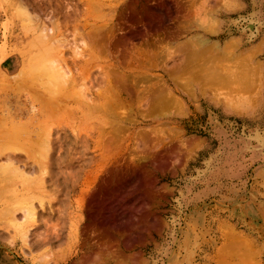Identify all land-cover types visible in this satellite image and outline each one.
I'll return each instance as SVG.
<instances>
[{
  "label": "rangeland",
  "instance_id": "rangeland-1",
  "mask_svg": "<svg viewBox=\"0 0 264 264\" xmlns=\"http://www.w3.org/2000/svg\"><path fill=\"white\" fill-rule=\"evenodd\" d=\"M24 9L34 21L40 20L43 28L47 27L48 31L51 29L50 32L55 29L56 31H53L56 32L55 39L68 43L67 46L62 45L63 48L66 47L63 52L61 50L64 58L61 55L59 58L64 60L62 64L64 70L66 67L71 73L81 74L79 76L81 87L78 88L91 87L93 91L102 88L104 76L113 77L118 73L116 66L118 58L121 61L126 59L138 63L133 68H125V72L133 71L135 75L144 72L152 78L163 75V72L159 71L161 68L165 66L172 68L173 60L179 62L185 49L193 47L191 45L194 43L197 47L200 46L197 42L200 39H207L219 47H224L228 42L229 54L232 56L228 63L229 75L233 79H236L237 75V77L242 75L241 78L239 77L241 80L244 78L242 72L249 71L244 74L249 73L252 78L251 80L249 77L252 82L246 81L245 84L236 79L239 81L237 84L243 86L248 84V87L251 84L250 93L247 86V90L244 89L247 92H240L237 89L239 85L234 84L237 85L235 87L229 83L230 90H214L218 94L199 92L194 96L183 98L181 103L186 107L187 112L185 111L180 117L178 128L185 134L186 139L199 140L200 151L195 154L194 160L186 162L188 166L184 163V168H181L183 170H180L176 177L174 175L173 178L172 176L164 178L158 171L152 173L154 177L151 172L147 173L151 176H147L146 173L135 176L137 172H130L128 176L134 174L135 179L133 180V176L128 178L129 188L120 191L118 184L117 187L114 185L113 189L119 188L120 191L114 190V193H117L115 195L119 196L120 200H124L128 195L130 206L134 205L131 207L132 219L129 223L126 221L121 223L118 220L119 227L113 232L116 238L114 242L107 239L108 235L103 230H97L98 234L95 235L98 240L92 242L95 245L94 250L87 256V262H84L133 264L135 261L130 255L137 254L134 255L137 263L142 261L145 264H209L218 256L220 248L228 243L229 250H236L238 253L244 250L253 252L254 259L253 257L247 259L249 264H264V0H0V93L4 95L0 100V107L3 110L10 106L31 107L25 98L27 90H24L23 94L16 90L17 93L14 91V94L13 90H8V87L10 85L11 89L13 86L11 81L16 80L19 75L29 78L31 74H37L35 72L37 66L32 61L43 57L46 63L48 59L44 56L46 54H43L45 50H39L46 48L45 45H41V41L43 44L46 43V39L51 38L52 45L57 40L52 39L53 32H43L46 28L42 30L35 27L33 22V24L27 23L22 15ZM166 13L169 17L163 21L164 23H159L162 18L164 20ZM155 23L159 28L154 30L152 26ZM55 24L60 25L55 28L52 26ZM98 27L101 34L95 39L91 35ZM111 28H115L118 38H121L119 35L124 36V31L119 30L120 28L136 32L141 30L143 36L127 39L128 42L124 44L116 38L111 42L106 36ZM75 29H78L76 33H74ZM44 34H47L48 38L45 36L44 38ZM93 39L98 40L97 44H94ZM59 40L57 43L60 46ZM116 41L117 47L112 44ZM232 46L233 48L236 46L235 54ZM77 48L82 52L81 54L84 52L83 59L78 56L74 60L75 54L80 53ZM88 54L97 56L94 57L102 62L91 64L84 77L83 68L75 67L74 62H79V58L83 62L87 61ZM239 57L244 61V67ZM32 65L36 67L33 68ZM47 65L44 66L48 69L50 62ZM32 70L34 73L31 72ZM5 81L8 82L7 85ZM39 82L41 83V80ZM39 82L37 80L40 85ZM167 86L172 89L170 85ZM232 88L239 92H230ZM135 106L134 109L139 110L140 106L136 104ZM139 122L142 123L141 118ZM142 124L146 128L158 125H152L151 122ZM66 134L71 136L66 144L71 143L67 146L65 144L61 150L57 149L55 155V164L58 163L57 167L55 165L54 173L58 181L55 188L53 187L56 191L52 194L56 200L47 196L53 191L49 188L50 193L45 194L46 201L51 198L53 206L51 209L47 207L45 211L39 210L37 224L31 222L28 226L30 229L28 244L24 239L22 241L24 236L17 233L15 226H10L12 223L1 215L6 206V202L1 199L0 264H60L64 257L78 251V241L76 242L78 237L72 226L74 220L79 217L76 206L79 205L80 200L77 202L76 200L80 199V192L87 185L85 182L89 180L92 164L91 155H85L82 160L80 156L83 150L80 145L74 143L71 132L66 131ZM63 135L62 141L66 138V135ZM140 141L139 138L135 140L138 145L133 142V146L137 148L140 145L142 149ZM139 157L134 155L136 160ZM0 162H5L4 158ZM151 187H154L153 190ZM36 204L39 205L38 201ZM121 207L119 209L125 208L122 205ZM21 217L19 214L16 218L17 224L22 222ZM55 234L58 235L57 239ZM43 237L51 241L42 240ZM251 259L253 263H250ZM84 262L81 264H85ZM245 262L247 263L246 259Z\"/></svg>",
  "mask_w": 264,
  "mask_h": 264
},
{
  "label": "bare ground",
  "instance_id": "bare-ground-1",
  "mask_svg": "<svg viewBox=\"0 0 264 264\" xmlns=\"http://www.w3.org/2000/svg\"><path fill=\"white\" fill-rule=\"evenodd\" d=\"M22 15L23 17H25L27 23H34L33 25H35V27H39L42 30L46 28V30H44L43 32L48 31L47 27L43 28V26L40 24V20L34 21L31 15H29V13H27L25 9L24 13L22 12ZM168 17L169 14L166 13L164 20L162 18V21H160L159 23L165 21V19ZM52 23L54 24V22ZM57 25L60 24H55L52 26L57 27ZM155 25H157V23L152 26L154 30L159 28ZM26 26L29 25L26 24ZM99 29V27L95 28V30H93L92 32L93 35L91 36L95 39L101 34ZM50 30L48 31V33L50 32ZM119 30L124 31V36L119 35V37L121 38H118V36L116 35L115 28L109 29L107 35L106 33L103 35L108 36L107 39H110L109 41L111 42H113L112 40L114 38L121 40L122 44L128 42L127 39H131L140 35L143 36V32H141V30L138 32L125 28H120ZM53 31L56 30L52 29V32ZM76 31H78V29H75L74 33H76ZM55 33L53 32L51 34L52 36H49H51L52 39L54 38V40L57 39L53 42V44L55 43L54 45L57 44L56 46H54L53 44V46L51 45L52 40L51 38H49L46 39V43L48 44H46L45 42L42 44L41 41V45H45L47 49L39 48V50H45L43 54L47 55H44L46 58H48H45L47 62L44 63L45 60L43 59V57H41L42 59H38L37 57L38 62L36 61L35 57H33V59H35L37 63L35 61L32 62H34L33 64H36L37 67L35 66V68L34 65H32V67L35 68V72H37V74H35L32 70L31 72L34 73V75L31 74V77L29 75V78L27 76H25L27 77L25 78L24 76L19 75L17 79L14 80L15 82L10 80L11 82H13L11 83V86L13 85L12 87H15L14 89L12 87L10 89L9 85L8 90H13V92L17 90L20 94L21 92L23 94V91L27 90V92L25 93V98L26 101L30 103L29 105L31 107L26 106L27 108H17L16 106H10L9 108H6L4 110L0 107V115L2 116H0V160L2 158H4L5 160V162L3 163L0 162V202H2L1 199L4 200L3 202H6V206L3 208L1 215L4 216V218L6 217V219L9 220L10 223H12L10 224V226H15L16 231H18L17 233H20V235L24 236L22 238V241L24 239L25 243L28 244V234L30 233V229L28 228V226L31 225V222L37 224L39 210L45 211L46 209H48L47 207H50L51 209L53 206V201H51V198L54 197L52 193L56 191V189H54V186L58 181V178L54 173L55 165L58 163L56 160L57 163L55 164V155L57 149H63L66 142H68V138L71 137L66 134V131L67 133L71 132L74 143L76 142V144H79L81 150H83V152H81L82 156H80L81 159L85 155L87 156V154L91 155L90 162L92 164V171L88 176V182H85L87 185L84 186L85 188H83L80 192V199L76 200V202L80 200L79 205L76 206L78 207L79 217L76 221L74 220L75 223L73 222L74 225L72 226L77 233L78 238L76 239V242L78 241L79 249L77 252L71 253L68 257H64V259L61 260L62 262L60 264H81L86 261L87 256L89 254L91 255V251L93 252L94 250L95 245H93L92 242L97 239V236L95 235L98 234V232L96 233L97 230H103L104 233L108 235V238H106L108 240L110 239V242H114L116 238L115 235H113V232L117 231L116 229L117 227H119L118 220H120L121 223L122 221H126L127 223H129L130 219H132L131 207H133L134 205L132 206L131 204L130 206L128 201V199L130 198L128 195V197L126 196L124 200H120L118 198L119 196L117 197L115 195L117 193H114V185H116L117 187L118 184L120 191L122 189L126 190V188H129L128 184L130 182V179L128 178H132L131 176H133V180L135 179L133 173V175L128 176L130 175V172H137L135 176H138V174L140 173L147 174L151 172L152 174L154 173V171H158L159 174H161L164 178L170 176H172L173 178L174 175L176 177V175H178V172L180 170H183L181 168H184V163H186L188 160H194L195 154L200 151L198 149L201 148V143L199 142V140L197 139V141L195 139H186L185 134L182 133L178 128L180 127V117H182L183 113H185L186 111V107H184V105L181 103V101L184 100L183 98H185L186 96L190 97L189 95L194 96L199 92L204 94H209L211 92L213 93L217 91V89L227 91L230 87L229 83L230 85L233 84V86H235L234 84H237L239 81H241L242 84H245L246 81H250L249 77L251 78V76H249V73L248 75H245L249 71H244L242 72L244 78H242L241 80L239 79L242 77V75H239L240 78L237 77L238 75L236 76V79L239 80L238 81L236 79H233L229 75L228 63L229 58H232V56L229 54L230 45L228 42H226L227 44L225 43L224 47L220 46V48L219 45L217 46L216 44L210 43V41L207 39H200L197 41L198 46H200L197 47L194 43L191 45L193 47L185 49L187 50V52L185 53L184 50V54H180L181 60L179 62L176 59L173 60L172 68L171 66H165L161 68L159 71H162L163 75L155 76L154 78L156 80L152 77H149L144 72H141L142 74L137 75H135L133 71L125 72V68H133V66H136L138 63L133 62V60L129 62L126 59H124L125 61L123 59V61H121L118 58L116 59V61L118 62L116 65L118 68V73L113 75V77L104 76L102 80V88H99L95 91L90 89L91 87L89 89L78 88L81 87L79 86V76L81 74L76 75L74 73H71V71L66 67L64 70L62 65L64 64V53L62 54L61 50L62 52L64 51L66 47L63 48V46H67V42L63 43L60 42L61 40H59L58 38L55 39ZM109 34H111L110 38ZM40 35L39 37H41ZM46 35L44 34L43 37H47ZM95 39H93V41ZM58 40L59 43H61L60 46L57 43ZM194 40V42H196L195 38ZM117 41L112 43L113 45H116V47ZM96 42H98V40H95L94 44H97ZM108 43L109 42H107V45ZM91 44H89V46ZM189 45L190 44H188V46ZM235 48L232 49L233 53ZM54 50L56 52H54ZM76 50L80 53H78L79 55L77 53H74V60H76L78 56L82 58V55H84V52L83 54H81L82 52L79 51L78 48ZM85 50L89 51V49L87 48H85ZM113 50L115 51V49ZM215 52L218 53L216 54ZM90 53L92 52L90 51ZM60 55L63 58L60 57V59ZM94 56L95 55L92 56V54H88L89 59L87 61L83 62L79 58V62H74L75 67L83 68V76L85 75L87 69L90 68L91 64H93L94 62H102L99 61V58H95L97 56ZM246 59H248V57H246ZM59 60H61L62 62H59ZM49 62L50 65L47 69V63ZM242 63L244 64V61ZM244 66L245 64L243 65V67ZM39 68L44 70V72L46 69V73H44ZM66 69L70 72L66 71ZM48 70L50 73L48 72ZM135 76L138 77L136 78ZM245 76H248V80H246ZM81 78L83 77L81 76ZM135 78L137 82L134 80ZM37 80L38 82L41 80V83L39 82L40 85L37 83ZM81 80L83 81L84 79ZM6 81L5 84L7 85V83L9 82V78L7 83ZM167 85H170L172 89L168 88ZM237 85H239L240 87H238ZM237 85V89L240 92L246 91L247 89L251 88V84H249V87L248 84L243 86L239 83ZM39 86H41V88ZM246 86L248 87L247 89ZM238 90H233L232 88L230 92L237 93L235 91ZM250 91L251 89L248 90V93H250ZM216 93L218 94V92H215V94ZM2 98H4V95L0 93V100H2ZM135 104L137 106L138 104H141L139 105L140 107L138 106L139 110L137 111L134 109V107H136ZM139 118L142 119V123L151 122L152 125H158L153 128L143 127V124L139 122ZM159 125H162V127H159ZM63 134L66 135L64 141H62ZM138 138L141 140L140 143L142 144V149L140 148V145L137 148H135L136 146H133V142ZM135 144L138 145L137 143ZM62 154L64 155V153ZM135 154L136 157H139L140 155L138 160H136L137 158H134ZM187 164L188 163H186L185 165ZM67 173H69V171ZM147 176L151 175L147 174ZM152 176L154 177V174H152ZM63 177H65V175ZM155 181L157 182V180ZM152 186H154V183L152 184ZM49 188H51L53 191L51 192V194H47V196L51 198L46 201L47 198L45 194L50 193L48 192ZM118 189L115 191H118ZM168 193L169 192H167V194ZM169 195L170 194H168V196ZM36 201H38L39 205L36 204ZM121 205L125 208L119 209V207L122 208ZM19 214L22 216V222L20 224H17L16 218ZM155 226L158 227L157 224ZM55 233H57V231ZM55 235L54 236L57 239L58 235ZM226 236L228 237V235ZM46 238H48V236H46ZM46 238L42 240H45ZM49 240L46 239L47 242ZM229 247V244L225 243V245L220 248L221 250L218 252L219 254L215 258V260H211L209 264H247L249 261L247 259L255 256L253 252L250 253L251 251L249 252L247 250H241L244 253L240 252L242 253L240 254L236 252V250H234L235 252L229 250ZM134 255L135 254H133V256L130 255L131 259L135 261L133 264H141L142 261H139L138 263L136 262V257H134ZM245 259L247 263L245 262ZM86 262L84 263L86 264ZM88 262L90 261L88 260ZM142 263L145 264L144 262ZM250 263H253L252 259Z\"/></svg>",
  "mask_w": 264,
  "mask_h": 264
}]
</instances>
